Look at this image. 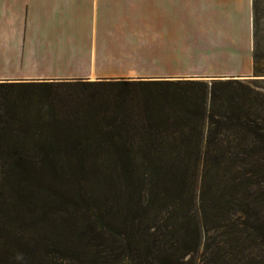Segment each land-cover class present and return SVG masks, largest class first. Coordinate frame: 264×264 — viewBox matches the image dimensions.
Wrapping results in <instances>:
<instances>
[{
  "label": "trees",
  "instance_id": "1",
  "mask_svg": "<svg viewBox=\"0 0 264 264\" xmlns=\"http://www.w3.org/2000/svg\"><path fill=\"white\" fill-rule=\"evenodd\" d=\"M261 80L0 81V264H264Z\"/></svg>",
  "mask_w": 264,
  "mask_h": 264
},
{
  "label": "crops",
  "instance_id": "2",
  "mask_svg": "<svg viewBox=\"0 0 264 264\" xmlns=\"http://www.w3.org/2000/svg\"><path fill=\"white\" fill-rule=\"evenodd\" d=\"M238 1L0 0V81L180 77L194 71L181 68V42L196 36L198 9ZM247 3L246 63L217 76L251 70Z\"/></svg>",
  "mask_w": 264,
  "mask_h": 264
},
{
  "label": "rangeland",
  "instance_id": "3",
  "mask_svg": "<svg viewBox=\"0 0 264 264\" xmlns=\"http://www.w3.org/2000/svg\"><path fill=\"white\" fill-rule=\"evenodd\" d=\"M252 1V0H251ZM247 0H239L237 3H231L232 7L198 9L196 36L190 41H182V70L206 69L208 74H199L194 71L181 72L180 77L201 78L211 80L213 78H257L264 79V0H255L256 19L258 22V40H259V68L263 72L262 76H251L252 67L246 76H217L219 71L233 70L242 67L248 58V46L246 38L248 37V19L247 14L250 10L247 7ZM252 16V15H251ZM193 28V26H191ZM251 31V30H250ZM252 34V32H250ZM253 40L250 44V53L252 55ZM191 55V58L189 57ZM196 55L193 61L192 56ZM264 87V80L258 83Z\"/></svg>",
  "mask_w": 264,
  "mask_h": 264
}]
</instances>
